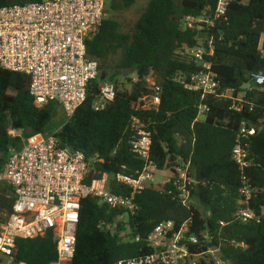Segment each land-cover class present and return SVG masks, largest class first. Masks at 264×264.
<instances>
[{
	"label": "trees",
	"instance_id": "trees-1",
	"mask_svg": "<svg viewBox=\"0 0 264 264\" xmlns=\"http://www.w3.org/2000/svg\"><path fill=\"white\" fill-rule=\"evenodd\" d=\"M41 1L0 0V8ZM133 4L134 0H106V8L111 11ZM216 6L217 0H151L131 32H124L117 19L106 18L98 35L87 43L88 57L98 61L100 74L108 71L127 75L123 78L131 89L120 88L116 74L111 76L109 82L116 85V101L105 111L97 112L94 102L104 82H92L86 102L56 133L61 145L82 152L87 158L103 159L99 170L131 175L143 167V161L131 151L130 123L136 117L152 133L151 158L159 169L173 166L177 157L191 159L198 184L192 190L194 203L188 209L166 192L146 189L138 194L140 210L128 219L131 241L127 242L119 233L100 228L102 224H116L117 229L123 230L125 223H118L121 212L94 199L83 200L77 249L71 264H116L145 257L151 253L146 242L151 231L170 220L178 224L191 220V234L200 238L209 235V242L194 247L195 252L220 247L228 264H264V219L259 223H242L234 218L242 208L239 190L244 177L253 190L251 208L257 214L264 210V93L255 88L243 89L252 75L264 73V61L260 58L264 0H233L226 16L208 32L209 39H198L199 31L186 27V18L212 13ZM210 39L215 53L207 60L220 83L219 93L229 91L231 96L202 101L200 93L175 81L178 75L187 79L201 67L194 61L179 59L176 54L184 46H207ZM130 71L136 74L138 82H133ZM153 76L162 88L161 103L157 110L137 109L140 100L151 94L145 80ZM202 103L210 111L196 122ZM57 106L50 103L38 108L30 95V78L0 65V170L11 149L20 150L25 140L47 135ZM259 121L262 123L257 134L241 140L248 146L250 161V166L242 171L232 158V151L240 142V127L243 122L253 126ZM12 131L22 135L12 136ZM114 192L128 190L115 187ZM0 198V202H6L1 204L7 207L8 216L11 215L13 197ZM136 236L141 237V242L133 241ZM16 246L17 263L57 262L53 233L37 239H18ZM201 263L214 264L204 258Z\"/></svg>",
	"mask_w": 264,
	"mask_h": 264
},
{
	"label": "built area",
	"instance_id": "built-area-1",
	"mask_svg": "<svg viewBox=\"0 0 264 264\" xmlns=\"http://www.w3.org/2000/svg\"><path fill=\"white\" fill-rule=\"evenodd\" d=\"M233 0H217L212 13L200 17H188L185 25L200 33L208 32L224 18ZM106 0H42L25 5L0 8V65L3 69L30 78V95L38 108L50 103L58 104L66 121L73 118L77 110L86 102L92 82L100 79L99 63L90 59L87 43L99 33L106 19ZM213 40L207 46L200 44L190 49L184 46L176 56L182 60L194 61L200 71L176 82L184 84L191 92L200 93L202 101L209 97L227 98L219 93L220 83L207 59L214 56ZM260 58L264 61V39L260 46ZM259 92L264 93V73L251 76ZM138 82V78L133 79ZM147 87L151 94L142 98L137 109L157 110L161 103L162 88L156 77H148ZM117 97L116 85L104 82L94 102L97 112L105 111ZM242 102V100H239ZM200 121L210 111L206 104L199 106ZM242 110V105L237 111ZM258 125L243 122L239 131V143L232 151V158L244 171L250 166L249 150L241 140L257 134ZM132 133L131 151L143 161V167L131 175L111 174L99 170L104 160L87 158L79 151L63 147L56 134L38 135L24 141L20 150H10V156L0 170V188L5 187L14 199L12 213L0 223V264H23L15 259L16 241L44 237L54 234L57 245V262L71 264L77 249V230L83 200L94 199L119 211L118 223H125L124 229L117 225L102 224L100 228L119 233L124 241H131L129 217L138 214L140 207L136 201L138 194L146 189H156L155 176L167 173L162 188L181 206L190 208L194 203L193 188L198 184L192 173L191 159L177 157L173 166L160 170L152 161V133L142 120L134 117L130 123ZM12 131V136H17ZM195 143V139L192 144ZM169 188L166 189V186ZM128 190L116 194L114 188ZM242 208L234 218L242 223L261 222L264 210L257 214L252 208L253 190L247 179L239 190ZM193 221L178 224L166 221L158 224L147 237L151 253L145 257L124 259L116 264H202L206 259L214 264H228L222 257L220 247H210L203 252L193 251L202 242H209L208 234L203 238L191 234ZM224 226L225 224L222 223ZM134 242H141L136 236Z\"/></svg>",
	"mask_w": 264,
	"mask_h": 264
},
{
	"label": "rangeland",
	"instance_id": "rangeland-1",
	"mask_svg": "<svg viewBox=\"0 0 264 264\" xmlns=\"http://www.w3.org/2000/svg\"><path fill=\"white\" fill-rule=\"evenodd\" d=\"M151 0H134V4L127 9H118L117 11H111L109 9L106 8V16L105 18H115L118 21H120L121 25H122V30L124 32H131L135 26V24L137 23L138 19L140 18V16L143 14V12L145 11L148 3ZM114 72H102L100 74V78L101 80H103L102 82H109L111 79V76H113ZM127 76V75H126ZM126 76H120L119 73L116 74V79L115 81H117L119 83L120 88L123 89H131V86L126 82V80L123 77ZM130 77L132 79L136 78V74H133V72L130 74ZM226 96H231V92L226 93ZM66 123V116L62 110V108L59 106H57L56 110H55V115L52 119L50 128L47 132V135H51V134H56L58 133L62 126ZM17 136L19 134L22 135L21 132H17ZM167 180V173L166 172H160L155 176V182H154V186L156 189H160L164 186L165 181ZM0 197L2 198H6L7 200L10 199L12 197L10 191L5 188V187H1L0 188ZM1 199V198H0ZM1 203H6L3 200L0 202V223L5 222V220L8 217V209L7 207H5L4 204ZM199 209L204 212L203 208H201L199 206L198 202H195ZM1 255H0V259H1Z\"/></svg>",
	"mask_w": 264,
	"mask_h": 264
},
{
	"label": "water",
	"instance_id": "water-1",
	"mask_svg": "<svg viewBox=\"0 0 264 264\" xmlns=\"http://www.w3.org/2000/svg\"><path fill=\"white\" fill-rule=\"evenodd\" d=\"M206 38H207V34L206 33H200L199 36H198V39H200V40H204ZM130 73H132V71H130ZM125 75H126V73H125ZM98 81L101 82V79H99ZM254 88H256V83L255 82L248 83V84H246L243 87L244 90L254 89Z\"/></svg>",
	"mask_w": 264,
	"mask_h": 264
},
{
	"label": "crops",
	"instance_id": "crops-1",
	"mask_svg": "<svg viewBox=\"0 0 264 264\" xmlns=\"http://www.w3.org/2000/svg\"><path fill=\"white\" fill-rule=\"evenodd\" d=\"M16 134H18V133H16ZM19 135H21V134H19Z\"/></svg>",
	"mask_w": 264,
	"mask_h": 264
}]
</instances>
